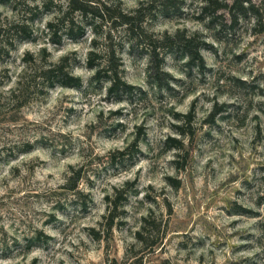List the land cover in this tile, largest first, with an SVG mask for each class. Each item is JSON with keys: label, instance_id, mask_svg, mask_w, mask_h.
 I'll return each mask as SVG.
<instances>
[{"label": "rangeland", "instance_id": "rangeland-1", "mask_svg": "<svg viewBox=\"0 0 264 264\" xmlns=\"http://www.w3.org/2000/svg\"><path fill=\"white\" fill-rule=\"evenodd\" d=\"M48 1L0 5L12 40L14 24L33 33L0 52V261L126 264L153 211L165 238L138 264H264V32L252 19L231 31L221 19L203 21L200 0H88L87 15L72 13V38L59 24L54 44L48 24L67 0L47 11ZM139 9L137 34L184 32L205 42L204 69L166 47L155 80L146 48L117 19ZM112 50L135 87L129 95L111 97L88 66L92 51L104 67ZM64 59L81 86L40 93L31 66ZM20 81L30 90L21 107L8 98ZM168 138L184 149H169Z\"/></svg>", "mask_w": 264, "mask_h": 264}, {"label": "trees", "instance_id": "trees-1", "mask_svg": "<svg viewBox=\"0 0 264 264\" xmlns=\"http://www.w3.org/2000/svg\"><path fill=\"white\" fill-rule=\"evenodd\" d=\"M14 0H0V5H11ZM201 8L200 15L203 21H209L210 23L217 22L221 19L222 23L220 29L234 30L245 19H252L255 22L254 29L257 33L264 32V0H261L259 4L253 3L249 0H235L232 4L228 0H200ZM93 3L88 0H67L66 5L58 4V16L57 21L49 22L48 29L51 32V41L54 44H60L62 41L61 30L58 25L65 26V35L72 38V25H75V21L72 19V13H80L81 15H87L88 10L92 8ZM53 5L52 0L42 3V8L49 11ZM39 6H35L38 10ZM106 10L107 7L104 6ZM140 9L134 14L121 13L117 18L122 24L128 27L130 35L137 41L136 45H143L146 48L150 57V72L151 76L155 80L162 81L159 78L160 74H163L162 60L160 55L162 50L166 47L167 49H176L181 52L189 61L190 68H197L202 71L205 67L204 59L201 55V51L206 47V43L199 42L196 35H188L187 33L177 32L174 35H167L161 40L155 39L152 35H148L144 31L141 34H137L138 30L142 28L135 26L138 19ZM229 18L226 22V17ZM230 23V24H228ZM29 24L17 23L11 26V30H14L13 39L8 35L10 30L7 26H1V30L5 32L0 40V52L9 53L15 44V39H27L30 38L33 33L29 30ZM5 27V28H4ZM29 30V31H28ZM95 46V43H94ZM111 56L107 61V65L102 67L99 62L100 56L97 52L92 51L88 58V66L91 69H95L94 80L103 81L107 80L109 83L108 94L111 97H121L123 95H129L134 90V86L124 80L121 75V65L116 64L115 52L112 50ZM26 61H28L26 59ZM33 62L35 60H32ZM43 61V60H42ZM194 65V66H193ZM33 74L30 76V80L35 82L37 88L40 87V93L44 94L46 90L53 89L56 86L62 87H80L82 82L79 78L74 77L69 67L66 64V59L62 60L58 64L53 62H34L31 66ZM34 84V83H33ZM29 88L23 87L21 81L18 84V88L13 90L8 97L13 103H17L19 107L26 103V95H29ZM191 114L187 115L190 118ZM179 135L185 136L183 127L178 126ZM166 146L169 149L183 150L184 143L182 140L175 138H168L165 141ZM30 147L32 146H28ZM134 147L139 150V143H135ZM123 157L126 155L125 151L120 152ZM74 180V179H73ZM72 183V176L69 178ZM79 176L75 179V183L72 189H77V182ZM171 181V179H169ZM177 187V186H176ZM111 223L109 228L112 227L114 221V215L111 213L109 216ZM163 218L155 216L154 212L151 211L146 217L142 218L140 228L135 232V240L139 245V254H136L132 248L127 251L125 263L126 264H138L142 263L143 256L140 254L145 253L148 250H154L163 243L165 238L166 223ZM144 255V254H143Z\"/></svg>", "mask_w": 264, "mask_h": 264}, {"label": "clouds", "instance_id": "clouds-1", "mask_svg": "<svg viewBox=\"0 0 264 264\" xmlns=\"http://www.w3.org/2000/svg\"><path fill=\"white\" fill-rule=\"evenodd\" d=\"M61 182L63 183V181H61ZM0 195H3V191L2 190H0ZM4 226H5L6 229L8 228L7 224H5ZM9 231L11 232V229H9ZM0 264H7V262L0 261Z\"/></svg>", "mask_w": 264, "mask_h": 264}]
</instances>
